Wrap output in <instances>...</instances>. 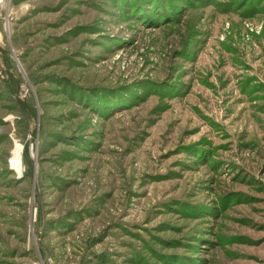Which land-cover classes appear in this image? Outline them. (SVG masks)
<instances>
[{"label": "rangeland", "instance_id": "obj_1", "mask_svg": "<svg viewBox=\"0 0 264 264\" xmlns=\"http://www.w3.org/2000/svg\"><path fill=\"white\" fill-rule=\"evenodd\" d=\"M0 264H264V0H2Z\"/></svg>", "mask_w": 264, "mask_h": 264}, {"label": "bare ground", "instance_id": "obj_2", "mask_svg": "<svg viewBox=\"0 0 264 264\" xmlns=\"http://www.w3.org/2000/svg\"><path fill=\"white\" fill-rule=\"evenodd\" d=\"M12 161L16 165V167L20 166V149L18 147L13 151Z\"/></svg>", "mask_w": 264, "mask_h": 264}, {"label": "built area", "instance_id": "obj_3", "mask_svg": "<svg viewBox=\"0 0 264 264\" xmlns=\"http://www.w3.org/2000/svg\"><path fill=\"white\" fill-rule=\"evenodd\" d=\"M1 1H2V0H0V4H1Z\"/></svg>", "mask_w": 264, "mask_h": 264}]
</instances>
